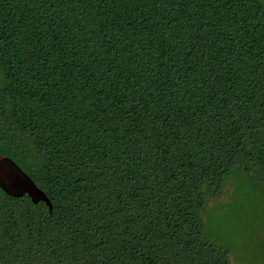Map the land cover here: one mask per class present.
I'll list each match as a JSON object with an SVG mask.
<instances>
[{"label": "trees", "instance_id": "1", "mask_svg": "<svg viewBox=\"0 0 264 264\" xmlns=\"http://www.w3.org/2000/svg\"><path fill=\"white\" fill-rule=\"evenodd\" d=\"M11 154L0 264H264L263 1L0 0Z\"/></svg>", "mask_w": 264, "mask_h": 264}, {"label": "water", "instance_id": "2", "mask_svg": "<svg viewBox=\"0 0 264 264\" xmlns=\"http://www.w3.org/2000/svg\"><path fill=\"white\" fill-rule=\"evenodd\" d=\"M0 190L11 198L27 196L32 204L43 202L49 214L52 204L46 193L34 180L10 157H0Z\"/></svg>", "mask_w": 264, "mask_h": 264}, {"label": "rangeland", "instance_id": "3", "mask_svg": "<svg viewBox=\"0 0 264 264\" xmlns=\"http://www.w3.org/2000/svg\"><path fill=\"white\" fill-rule=\"evenodd\" d=\"M263 3H264V0H262ZM12 158L15 159L17 161V163L19 164L20 167H23V164L22 162H20L15 156H13L11 154ZM25 171L31 176L34 178L33 174L31 173L30 170L24 168ZM234 183H235V179L233 177L229 178L227 181H226V184H225V187L223 189V192L222 194L218 197V198H211L209 201H208V205L211 206V205H215V204H218V203H223V202H226L228 201L232 194H233V190L235 188L234 186ZM232 264H237L235 262H232Z\"/></svg>", "mask_w": 264, "mask_h": 264}]
</instances>
